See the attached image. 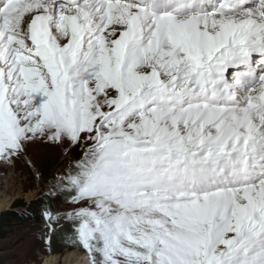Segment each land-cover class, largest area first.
Returning a JSON list of instances; mask_svg holds the SVG:
<instances>
[{
  "label": "snow or ice",
  "instance_id": "1",
  "mask_svg": "<svg viewBox=\"0 0 264 264\" xmlns=\"http://www.w3.org/2000/svg\"><path fill=\"white\" fill-rule=\"evenodd\" d=\"M37 140L88 145L46 245L264 264V0H0V160Z\"/></svg>",
  "mask_w": 264,
  "mask_h": 264
},
{
  "label": "rangeland",
  "instance_id": "2",
  "mask_svg": "<svg viewBox=\"0 0 264 264\" xmlns=\"http://www.w3.org/2000/svg\"><path fill=\"white\" fill-rule=\"evenodd\" d=\"M102 98V95L98 96L97 101L102 103ZM87 147L83 142L70 145L67 141L57 144L37 140L28 144L24 154L11 164L0 160V184L4 182L0 188H11L7 195V208L0 210V216L11 211L21 219L20 224L13 223L10 235L0 240V264H43L52 255L58 258L57 264H63V258L68 254H79L67 249L52 254L49 250L51 247L45 244L42 236L48 231L46 222L38 227L27 223L26 218L32 214L38 201H44L46 197L52 199L53 190H61L54 186L58 185L62 176L66 178L70 168L79 161L76 159L82 156ZM7 177L12 179L10 183H6ZM71 208V205H59L54 209V214H63L71 211ZM65 223L67 221H62V224ZM83 252L88 261L86 252Z\"/></svg>",
  "mask_w": 264,
  "mask_h": 264
},
{
  "label": "trees",
  "instance_id": "3",
  "mask_svg": "<svg viewBox=\"0 0 264 264\" xmlns=\"http://www.w3.org/2000/svg\"><path fill=\"white\" fill-rule=\"evenodd\" d=\"M78 156V155H76ZM36 207L32 209V214L26 218L27 223H33L38 227L44 224V219L42 213L45 209H50L54 213V209L62 204L67 205L65 194L62 190L57 192L54 195L53 199L45 198L43 201H38ZM17 222V223H16ZM21 219L15 217L13 212L6 211L0 216V240L7 238L12 231L13 223L20 224ZM71 228L67 226V223L64 224V227H58L57 230L51 235V240L49 247L50 252L55 254L60 249L72 248L81 250L78 245L70 246V237H71Z\"/></svg>",
  "mask_w": 264,
  "mask_h": 264
},
{
  "label": "bare ground",
  "instance_id": "4",
  "mask_svg": "<svg viewBox=\"0 0 264 264\" xmlns=\"http://www.w3.org/2000/svg\"><path fill=\"white\" fill-rule=\"evenodd\" d=\"M112 28H115L116 32H115V35L109 37V39H115L118 36V31L121 30L119 26L112 25L110 26L109 31H111ZM105 35L107 36V32L105 33ZM11 180L12 179L7 177L6 183H10ZM3 183H1L0 186H2ZM9 192H11L10 187L2 188V190L0 188V210L7 208V195L9 194ZM58 261H59L58 258L52 255V256L47 257L45 261L43 262V264H57ZM63 264H88V261L85 260V256L72 252L63 258Z\"/></svg>",
  "mask_w": 264,
  "mask_h": 264
}]
</instances>
